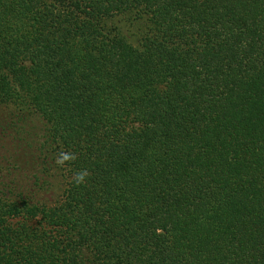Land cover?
I'll return each mask as SVG.
<instances>
[{"label":"trees","instance_id":"obj_1","mask_svg":"<svg viewBox=\"0 0 264 264\" xmlns=\"http://www.w3.org/2000/svg\"><path fill=\"white\" fill-rule=\"evenodd\" d=\"M0 264H264V0H0Z\"/></svg>","mask_w":264,"mask_h":264},{"label":"clouds","instance_id":"obj_2","mask_svg":"<svg viewBox=\"0 0 264 264\" xmlns=\"http://www.w3.org/2000/svg\"><path fill=\"white\" fill-rule=\"evenodd\" d=\"M76 157L74 154L67 153V152H61L59 156L56 158V164L58 165H64L66 161L74 160ZM89 175L87 170H83L80 172H77L75 176L73 177L74 182L79 185L81 183L85 182L86 177Z\"/></svg>","mask_w":264,"mask_h":264}]
</instances>
